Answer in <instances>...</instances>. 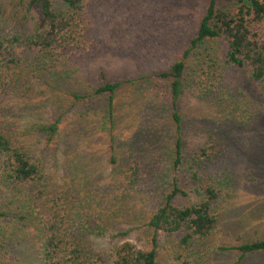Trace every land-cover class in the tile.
<instances>
[{"label": "rangeland", "instance_id": "rangeland-1", "mask_svg": "<svg viewBox=\"0 0 264 264\" xmlns=\"http://www.w3.org/2000/svg\"><path fill=\"white\" fill-rule=\"evenodd\" d=\"M0 1L4 33L21 35L23 20L14 14L19 3ZM208 2L83 0L80 36L60 57L53 69L56 75L32 70L36 72L26 77L23 72L19 88L0 93V117L15 123L26 137L33 133L31 138L45 148L38 155H43L45 174L53 182L42 212L57 208L63 202L61 193L68 194V205L73 196L81 198L90 191L100 203L92 207L109 217L102 235L86 238L95 254L85 264H109L111 248L124 240L148 247L149 218L173 181L186 191L173 204L184 206L201 199L195 189L211 177L226 184L228 192L219 207L218 227L196 254L179 245L180 232L159 230L156 264H185L188 259L191 264H264V252L239 260V252L231 248L264 236V97L248 70L224 62L223 39L203 41L186 60L177 101L183 161L177 169L173 166L177 134L169 80L157 74L181 56ZM217 2L226 9L234 7L232 0ZM27 24L35 27V18ZM249 25L264 41V22ZM24 48L18 51L29 63L32 51ZM19 68L22 64L9 71L15 75ZM118 80L129 81L113 93L110 118L107 94L93 91ZM72 94L83 98L74 101ZM57 115L56 135L46 144L37 129ZM125 171L131 172L129 185L121 187L117 182ZM83 180L86 188L80 186ZM11 227V222H0V264H32L28 259L37 254L40 241L31 234L24 243L9 234Z\"/></svg>", "mask_w": 264, "mask_h": 264}, {"label": "trees", "instance_id": "trees-1", "mask_svg": "<svg viewBox=\"0 0 264 264\" xmlns=\"http://www.w3.org/2000/svg\"><path fill=\"white\" fill-rule=\"evenodd\" d=\"M9 3H19L20 8L15 10L14 14L17 20L19 15L23 23L21 35L13 33L7 37L3 31L4 22L0 21L2 95L7 93L6 89L19 88L24 82L20 80L22 76L27 77L30 71V75L36 72L32 73V70H37L39 74L49 71L56 75L53 69L61 60L60 57L72 50L73 45L70 46L69 43L79 38L81 31L79 24L83 20V0H9ZM232 3L234 7L226 9L219 6L217 0H209L197 33L183 49L181 56L166 70L157 74L158 77L169 80L167 89L172 100V115L177 134L173 159L175 169L183 161L177 101L181 94L186 60L197 51L203 41L225 40L227 52L224 62L248 70L250 77L260 85L264 97V41L255 37L249 25L250 22H264V0H232ZM30 18H35V27L27 24ZM23 44L26 49L30 48L32 51V55L26 58L30 60L29 63L25 60L23 62L20 57L23 53L18 51L19 46ZM20 64L22 68L18 69L17 74L12 75L9 69ZM127 81L129 80L104 82L93 91V94L97 95L107 94V113L110 118L113 93ZM82 98V95L72 94L74 101ZM60 117L57 115L52 122L37 129L46 144L54 139ZM31 136L35 135L31 133L26 137L19 133L15 123L0 117V222H11L9 234L24 243L29 241L28 236L31 234L37 239V243L40 241L37 254L28 259V263L85 264L95 254L86 238L102 235L109 217L103 218L92 207L93 203L97 205L100 203L91 196L90 191L81 198L75 199L73 196L69 206L68 194L61 193L63 202L53 211L42 212L45 204L50 201L48 188L51 187L52 180L45 174L43 155L42 157L41 154L38 155L44 147L38 146L36 138L32 139ZM200 152L208 156L204 148ZM92 172L94 176L97 173L95 169H92ZM121 175L117 184L121 187L128 186L131 172H121ZM197 176V172L194 171L193 177L197 179ZM86 184L83 180L80 186L86 188ZM195 190L201 197L200 200L176 206L173 199L177 195L186 194V191L173 181L172 189L165 196L162 205L149 218L148 225L152 227L149 246L141 248L130 240H124L111 248L109 264H156V234L159 230L180 232L179 245L193 254L203 248L206 240L219 225V207L228 192L226 184L212 177ZM60 205L63 206L58 209ZM36 208L39 209L38 214ZM231 248L239 252V260L248 254L264 252V236L248 239ZM19 257H16V260ZM184 263L191 264V261L188 259Z\"/></svg>", "mask_w": 264, "mask_h": 264}]
</instances>
